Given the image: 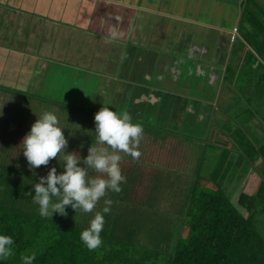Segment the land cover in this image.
Segmentation results:
<instances>
[{
    "label": "crops",
    "instance_id": "crops-1",
    "mask_svg": "<svg viewBox=\"0 0 264 264\" xmlns=\"http://www.w3.org/2000/svg\"><path fill=\"white\" fill-rule=\"evenodd\" d=\"M246 4L248 0H0V87L29 89L26 94L38 102L46 86L65 88L80 77L86 85L95 83L100 97L110 94L118 109L152 116L149 120L165 118V127L188 125L197 133L204 123L206 132L199 137H206L229 67L238 68L250 49H241ZM238 157L234 151L230 160ZM256 175L250 171L240 183L234 179V198L248 192L240 185Z\"/></svg>",
    "mask_w": 264,
    "mask_h": 264
},
{
    "label": "trees",
    "instance_id": "trees-1",
    "mask_svg": "<svg viewBox=\"0 0 264 264\" xmlns=\"http://www.w3.org/2000/svg\"><path fill=\"white\" fill-rule=\"evenodd\" d=\"M250 2L252 0H248L243 17L245 39L241 42L242 47L239 46L241 49L250 48L242 67L248 68L249 74L246 75L251 86L240 88L239 92L253 101L255 98L264 99V7ZM233 69L234 65H231L226 79L228 83L235 82V78H229ZM234 72L232 75L239 73L241 76L244 69L238 67ZM11 92L16 90L0 87V96L6 95L2 108L15 98ZM26 96L32 99L28 94ZM252 101H246L245 111L252 122L260 120L259 135L244 131L240 137L236 136L230 141L233 149L225 148L219 159H211V166H214L210 174L197 173L195 180L199 179L189 182L192 186L178 204L188 218L186 227L181 235L177 230L158 237L165 241L157 238L156 243V238L151 237L153 245L163 242L161 247L157 245L159 248L134 240L139 232L137 230L133 236L134 231L127 229L131 225L126 226L128 233L119 229L114 221L107 220L102 234L103 247L89 251L81 240V234L88 226L77 220L75 223L63 217L51 220L39 215V207L34 204L35 185L50 173L49 170L43 168V173L39 174L27 165L0 164V232L11 235L16 241L15 254L5 264H23L22 257L33 252L37 255L35 264H159L160 260H163L162 264H264V165L259 168V161H264V109L259 105L254 107ZM80 127L86 128L85 125ZM143 128L147 133L152 130ZM231 134L232 131H228L225 136ZM155 137L164 136L156 134ZM234 151L239 153L236 162L230 160ZM24 158L20 156L19 160ZM208 160L204 165L207 170L210 168ZM58 164L57 169H61L60 162ZM50 167L52 169L54 165ZM238 168L242 169L239 183L250 171L257 172L261 182L255 193L242 192L237 199L234 198L235 188L230 190L225 179H234ZM63 171L62 168L60 172ZM18 177L20 181H17ZM26 203L33 205L27 207Z\"/></svg>",
    "mask_w": 264,
    "mask_h": 264
},
{
    "label": "rangeland",
    "instance_id": "rangeland-1",
    "mask_svg": "<svg viewBox=\"0 0 264 264\" xmlns=\"http://www.w3.org/2000/svg\"><path fill=\"white\" fill-rule=\"evenodd\" d=\"M262 6L264 7V4ZM236 68L237 66L234 65V69L229 74V78H235V82L231 83L232 88H228V83H226V87L220 89L219 100L216 101L218 110L213 118L215 120H211L209 124L210 131L207 132L206 137L202 136L200 140L198 139L200 138L199 135H204L206 132L204 123H202L203 126H199L197 133L196 129L190 128L186 124H184V126L186 125L183 127L184 129L165 127L167 126L165 118L162 120H149L148 118L152 116L142 117L141 114H129L125 110L126 107L118 109L116 104H112L110 94L100 97L99 88L96 87L95 83L94 87H91L86 85L80 77L79 81L74 79V82H72L71 80L65 88L57 84L46 86L44 92H41L44 97L38 102H34L33 99L26 96L27 92L25 91L30 93L31 90L17 89L16 92H11L12 95H15V98L10 99V104L2 108L5 105H3V102L6 100V95L2 94L0 96V115H2L0 116V164L13 165L15 163L20 164L21 167L22 165L29 166V162L24 155L23 142L38 121L39 116H43L47 112L55 111L54 113L60 119L61 125L66 128L65 136L69 140L68 151L70 153L75 152L85 159L93 146L97 148L107 147V145L96 143L98 134L95 132L97 128L95 117L105 105L111 106L113 110L117 109L121 113H127L133 119L141 120L145 126L148 125L152 130L148 131L149 134L144 132L139 149L141 157L138 160L120 153L122 156L121 168L127 178V183L122 184V193H109L107 198L113 200L114 205L111 215L107 216L106 219L114 221L118 224L119 229L125 231H128L126 226L131 225L127 229L130 228L134 231L133 236L136 235L137 230L139 232L134 240L137 239L142 244L159 248L157 245L161 247L163 242L160 241L158 244L153 245L151 244V237L156 238L157 243L159 236L170 232L176 233L177 230L181 235L180 233L186 227L188 218L183 214L184 209H179L178 204L182 203L181 199L192 186L189 182L195 180L197 173L207 176L213 171L214 165L211 166L213 163L210 162L221 157L227 146L226 144H230L226 141H234L235 137H240L244 131L249 135H259L260 120L255 119L252 122L250 115L245 111L246 101L252 100L247 95L244 96L239 92L240 88L249 85L250 80L246 75L249 74L248 68H243L241 64L239 69H244L241 76L239 73L232 75L235 73ZM65 90L66 92H64ZM48 91L56 93L59 97H48L45 94ZM263 103L264 99L260 98H255L251 102L254 107L259 105L264 109ZM14 104L16 106H13ZM72 110H76V112H72ZM72 122H75V124ZM134 122L143 124L139 121ZM80 125H85L86 128L81 129ZM223 128L224 130L221 131ZM228 131H232L231 137L225 136ZM153 134L164 136V139L156 138ZM20 156L25 158L19 160ZM205 160H208L207 164L210 167L208 170L204 166ZM59 162L58 157L55 161L52 160L48 167L41 166L35 172L42 174L41 169L43 168H46L45 171L49 170L50 172L52 164L56 168L60 167ZM262 162L259 163L260 169L263 168L264 161L262 160ZM61 170L62 168L58 169V173ZM144 170L150 172V176L148 173L145 176ZM237 171L239 174L242 173L240 168ZM198 179L199 177L194 182ZM234 179H225V185L230 187V190L234 188L232 183ZM20 180L18 177L17 181ZM248 181L247 184L244 181L240 185V189L246 186L248 193H255L258 190L261 178L256 175ZM31 205L33 204L26 203L27 207H31ZM103 207L104 201L102 200L96 211H102ZM94 215L95 213H77L69 206L67 217L56 214L54 219L63 217L65 220L74 223L77 220L90 227ZM74 217L75 219H73ZM263 218L264 216H262ZM128 233L130 232L128 231ZM158 239L162 240V238ZM158 263L162 264L163 260L158 261Z\"/></svg>",
    "mask_w": 264,
    "mask_h": 264
},
{
    "label": "clouds",
    "instance_id": "clouds-1",
    "mask_svg": "<svg viewBox=\"0 0 264 264\" xmlns=\"http://www.w3.org/2000/svg\"><path fill=\"white\" fill-rule=\"evenodd\" d=\"M118 33L113 31L112 39ZM2 116V115H0ZM96 143L107 147H92L88 157L69 152V140L65 136V127L54 112L39 116L30 133L23 142V151L30 170L50 165L59 157L64 169L52 167L46 177H41L35 185L34 204L39 207V215L53 220L56 214L67 217L70 206L77 213L93 214L90 227L81 234V240L89 251L103 247V232L107 223L106 217L111 215L114 205L108 199L109 193H122V184L127 183L121 168L122 156L127 154L133 159L141 157L139 151L144 135V128L133 121L127 113L104 106L95 117ZM102 211H96L101 201ZM16 241L11 235L0 232V264H5L15 254ZM36 253L24 255L23 264H35Z\"/></svg>",
    "mask_w": 264,
    "mask_h": 264
},
{
    "label": "built area",
    "instance_id": "built-area-1",
    "mask_svg": "<svg viewBox=\"0 0 264 264\" xmlns=\"http://www.w3.org/2000/svg\"><path fill=\"white\" fill-rule=\"evenodd\" d=\"M237 33H238V29H235V35L233 36V40H236Z\"/></svg>",
    "mask_w": 264,
    "mask_h": 264
}]
</instances>
